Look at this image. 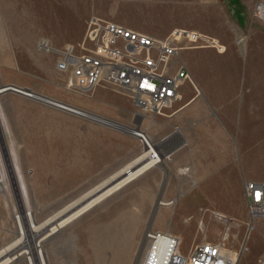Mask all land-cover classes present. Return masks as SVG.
<instances>
[{
  "label": "crops",
  "instance_id": "crops-1",
  "mask_svg": "<svg viewBox=\"0 0 264 264\" xmlns=\"http://www.w3.org/2000/svg\"><path fill=\"white\" fill-rule=\"evenodd\" d=\"M263 13L264 0H0V74L8 75L0 84L29 90L131 130L128 134L142 149L133 153L125 166L141 157L146 147L131 132L143 134L159 156L171 152L166 159L169 173L159 174L153 167L122 188H130L126 201L132 210L116 216L121 228L115 241L119 246L116 258L128 259L151 227L158 234L171 227L176 232L173 238L182 240L176 220L188 222L195 180L203 182L208 198H226L233 191L232 207L218 209L231 220H243L237 204L247 207L245 182L264 183ZM93 18L158 39H165L175 29L198 31L219 39L227 51L182 50L175 66H185L191 80L181 86V100L163 115L145 114L131 98L102 88L83 95L65 89L68 95L53 92L45 82L58 73L57 56L48 65L50 53L42 50L40 43L46 41L55 50L78 45ZM57 21L65 31L62 40L43 27ZM10 97L7 101L13 112L29 117V134H48L44 141L52 143L51 148L67 147L75 131L58 119L69 112L23 95L13 93ZM112 102L118 110L108 106ZM104 122L99 123L112 126ZM190 167L191 172L184 171ZM205 223H197L198 228ZM13 237L14 215L0 191V251ZM250 262L241 257L239 264Z\"/></svg>",
  "mask_w": 264,
  "mask_h": 264
},
{
  "label": "rangeland",
  "instance_id": "rangeland-1",
  "mask_svg": "<svg viewBox=\"0 0 264 264\" xmlns=\"http://www.w3.org/2000/svg\"><path fill=\"white\" fill-rule=\"evenodd\" d=\"M61 24V21H57L51 27L47 24L43 27L62 40L65 31ZM55 59V54L50 53L46 56L48 65H52ZM5 76L8 75L0 74V79ZM65 81L66 77L56 73V75H50L45 86L53 92L68 95L63 90ZM7 86L9 85L0 84V89ZM100 88L128 97L124 92L110 86ZM70 95L73 96V94ZM10 96H13V93L0 96V126L3 146L10 161L13 176L8 168L0 140V191L7 198L14 215V242L19 237L16 216H21L22 210L24 213H32L36 224L45 222L125 168L131 155L138 149L141 151L142 148L140 143L128 134V131H131L129 129L119 131L113 126L92 121L86 116L70 113H61V119H58L59 123L67 124L70 130L75 131L69 136L67 147L51 148L49 145L52 143L44 141L48 134L27 132L29 117H19V114L13 112L7 101L11 98ZM108 106L113 110L119 109L113 102ZM24 114H28V110ZM62 116H66V119ZM141 142L143 143L142 140ZM192 168L184 171L191 172ZM153 170L159 174L169 173V161L165 159ZM191 193V210L186 219L188 222L184 223L183 218L176 220L182 232V240L180 247L177 244L171 264L175 262L176 255L180 252L188 256L187 253H191L196 246L205 244L207 240L221 241L227 224L230 226L228 247L235 250L244 248L242 261L249 260L251 264H255V259L259 256L261 257L259 264H264L263 218L252 219L246 205L242 206L240 202L237 205L242 209L243 214L240 217L243 220H231L221 213L219 209L232 207L233 191L226 198L221 196L208 198L203 192V182L195 180ZM129 194L130 188L119 190L53 235H49L50 229L42 230L38 240L49 235L42 248L46 263L148 264L153 247L148 235H159L153 227L147 230L141 246L135 245V251H131L128 259H118L115 255L119 247L115 241L121 231L116 216L131 212L132 209L127 207L129 200L126 201ZM217 216H223L226 220L219 221ZM210 217L215 223H219L215 224ZM203 222H206L203 228H198L197 223ZM172 231L170 227L167 232L160 235L174 239L176 232ZM246 247L248 249L245 251Z\"/></svg>",
  "mask_w": 264,
  "mask_h": 264
},
{
  "label": "built area",
  "instance_id": "built-area-1",
  "mask_svg": "<svg viewBox=\"0 0 264 264\" xmlns=\"http://www.w3.org/2000/svg\"><path fill=\"white\" fill-rule=\"evenodd\" d=\"M40 48L56 54V70L66 77L63 88L67 92L83 95L110 86L124 92L141 112L150 115L165 114L181 100L184 82L191 80L185 66H175L182 50L227 51L219 39L198 31L175 29L165 39H158L98 18L90 20L78 45L55 50L42 41ZM244 188L250 216L264 219V183L246 182ZM174 240L180 247L181 240ZM229 240L227 224L219 243L200 244L189 256L180 252L173 264H239L244 248L232 250L227 245Z\"/></svg>",
  "mask_w": 264,
  "mask_h": 264
},
{
  "label": "bare ground",
  "instance_id": "bare-ground-1",
  "mask_svg": "<svg viewBox=\"0 0 264 264\" xmlns=\"http://www.w3.org/2000/svg\"><path fill=\"white\" fill-rule=\"evenodd\" d=\"M79 113L80 116H86L90 119L104 122L103 119L82 112ZM105 122L114 127L125 129L111 122ZM141 140L146 146L145 152L141 157L114 174L108 180H105L99 186L84 194L76 202L70 204L45 222L36 224L33 220V215L30 212H26L21 216L17 215L16 221L19 227V237L11 245L0 252V264H16L22 262H26L27 264H47L43 256L42 248L49 235H53L60 231L61 228L72 223L99 203L117 193L133 178L146 172L150 168L161 164L162 160H160V156L151 146L149 140L147 138L146 140ZM45 229H50V234L43 239L38 240L40 233ZM148 238L152 240L153 243L148 264H171L177 247V242L174 239L163 235L150 234L148 235Z\"/></svg>",
  "mask_w": 264,
  "mask_h": 264
},
{
  "label": "water",
  "instance_id": "water-1",
  "mask_svg": "<svg viewBox=\"0 0 264 264\" xmlns=\"http://www.w3.org/2000/svg\"><path fill=\"white\" fill-rule=\"evenodd\" d=\"M5 93H14V94L23 95L25 97L33 98V99H35L37 101H40V102H42V103H44L46 105L57 107L59 109L67 111L69 113L80 115V113H79L80 111L75 109V108H72L70 106H67L65 104H62L60 102H57L55 100H52V99H49V98H46V97L36 96L31 91L26 90V89H21V88H18L16 86H7V87L1 88L0 89V96L5 94ZM131 134L133 136L137 137V138L146 140L145 136L143 134H141V133L131 132ZM0 140L2 142V149L4 150V155H5V158H6L7 165H8V168L10 169V173H11L12 167L10 165V161H9L8 155L5 153V149H4V146H3V135L1 133V126H0ZM170 154H171V152L169 154H166V155H160L161 160L164 161L165 159H167V157ZM127 173H130V172H127ZM11 176H13V173H11ZM160 204L161 203L158 204V206L156 207V210L158 209ZM21 214H24L23 210L21 211ZM169 237H171V236H169Z\"/></svg>",
  "mask_w": 264,
  "mask_h": 264
}]
</instances>
